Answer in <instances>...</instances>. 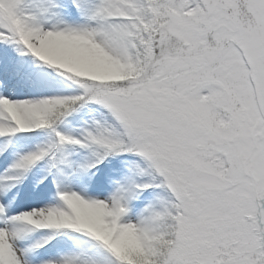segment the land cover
I'll use <instances>...</instances> for the list:
<instances>
[{"label": "snow or ice", "instance_id": "6c2138e0", "mask_svg": "<svg viewBox=\"0 0 264 264\" xmlns=\"http://www.w3.org/2000/svg\"><path fill=\"white\" fill-rule=\"evenodd\" d=\"M0 264H264V0H0Z\"/></svg>", "mask_w": 264, "mask_h": 264}]
</instances>
